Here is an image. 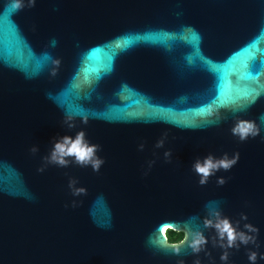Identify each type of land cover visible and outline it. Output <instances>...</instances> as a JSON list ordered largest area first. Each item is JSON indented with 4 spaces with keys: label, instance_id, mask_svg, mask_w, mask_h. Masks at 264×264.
Segmentation results:
<instances>
[{
    "label": "water",
    "instance_id": "obj_1",
    "mask_svg": "<svg viewBox=\"0 0 264 264\" xmlns=\"http://www.w3.org/2000/svg\"><path fill=\"white\" fill-rule=\"evenodd\" d=\"M9 11L0 14V264H222L202 223L213 208L234 221L246 213L241 227L260 229L259 248L230 249L228 264H249L248 248L264 253V0H35ZM57 38L68 52L53 76L44 45ZM240 119L261 134L240 141L231 131ZM80 130L100 145V171L39 172L54 138ZM237 152L232 169L199 183L197 158ZM71 178L86 195L72 196ZM166 224L202 228L211 255L154 246Z\"/></svg>",
    "mask_w": 264,
    "mask_h": 264
},
{
    "label": "clouds",
    "instance_id": "obj_2",
    "mask_svg": "<svg viewBox=\"0 0 264 264\" xmlns=\"http://www.w3.org/2000/svg\"><path fill=\"white\" fill-rule=\"evenodd\" d=\"M26 3L27 6H34L35 0H11L10 7L14 11H20L26 6ZM52 63L54 67L52 68L51 74L55 76L61 61L55 59ZM74 119V116L66 115L64 123L68 127L74 128ZM81 119L82 122L87 123L88 118L86 116L81 117ZM231 131L240 141H246L249 137L255 138L261 134V129L255 121L245 119L237 120ZM165 139L166 134L156 142L155 147L163 148ZM144 147L145 145L143 143L139 145L140 150H143ZM100 150V145L93 144L87 140L86 133L83 130L78 131L75 136L64 135L54 138L52 149L44 158L46 163L38 168V171L41 173L44 172L49 164H54L58 167H67L69 164L74 163L81 167L90 166L94 172H99L105 162L98 154ZM30 151L34 154L37 153L39 151L38 146L33 145ZM171 156L172 152L170 149L164 152L166 161L171 162ZM239 159L240 154L238 152L232 155L224 153L220 157L208 154L203 158H197L192 164V170L200 177L199 183L203 185L208 182L210 176L215 175L219 170L223 169L224 171H228L232 169L239 162ZM154 163L155 161H149L148 168L151 169ZM145 175H147V172ZM226 182L227 179L223 176L217 178V183L220 185ZM78 185L79 181L77 179L71 178L69 180L68 187L73 197L87 194V189ZM71 206L76 207L77 201L73 200ZM242 220L247 221L246 213H242L240 219L234 221L231 217L224 215L219 208L209 210L202 220L203 228L214 229L215 234L212 236L211 242L214 247L223 249L220 255L222 264H228L230 249L238 250L241 245L248 246L249 244L255 245L256 249L260 246L257 243L260 229L251 223H244L241 227ZM170 230H174L173 225L166 224L161 227L160 235L163 237V240L158 238L154 246L161 249H171V254L177 257L182 255V250L185 246L191 250L192 254L197 255V257L201 252H204L206 256L211 255L207 250L209 237L205 235L202 228L191 229L186 227L182 231L177 230L178 238L175 239L168 236ZM247 258L249 264H258V260H264V253L248 248ZM177 264H185V262L184 260H180ZM194 264H202V261L197 258Z\"/></svg>",
    "mask_w": 264,
    "mask_h": 264
},
{
    "label": "flooded vegetation",
    "instance_id": "obj_3",
    "mask_svg": "<svg viewBox=\"0 0 264 264\" xmlns=\"http://www.w3.org/2000/svg\"><path fill=\"white\" fill-rule=\"evenodd\" d=\"M31 42V40H30ZM32 43V42H31ZM56 43V47L51 48L48 44L44 45V48L46 51H48L52 57L55 59H61V57L63 56V54L68 52V41L67 40H63L61 38H57L55 40ZM36 47H39V45H36Z\"/></svg>",
    "mask_w": 264,
    "mask_h": 264
},
{
    "label": "snow or ice",
    "instance_id": "obj_4",
    "mask_svg": "<svg viewBox=\"0 0 264 264\" xmlns=\"http://www.w3.org/2000/svg\"><path fill=\"white\" fill-rule=\"evenodd\" d=\"M8 10H11L8 12V15H10L12 12H14V10L9 6L6 9L0 10V14L4 15L5 11H8Z\"/></svg>",
    "mask_w": 264,
    "mask_h": 264
},
{
    "label": "trees",
    "instance_id": "obj_5",
    "mask_svg": "<svg viewBox=\"0 0 264 264\" xmlns=\"http://www.w3.org/2000/svg\"><path fill=\"white\" fill-rule=\"evenodd\" d=\"M168 236L171 237V238H178V234L177 232H173V231H169L168 232Z\"/></svg>",
    "mask_w": 264,
    "mask_h": 264
}]
</instances>
